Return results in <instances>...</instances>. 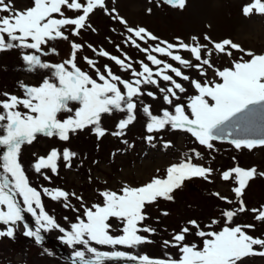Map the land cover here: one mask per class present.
Segmentation results:
<instances>
[{
  "label": "snow or ice",
  "instance_id": "1",
  "mask_svg": "<svg viewBox=\"0 0 264 264\" xmlns=\"http://www.w3.org/2000/svg\"><path fill=\"white\" fill-rule=\"evenodd\" d=\"M186 4L187 0H160L157 7L167 5L183 10ZM97 11L123 26L119 33L121 42L144 54V60L134 61L111 37L109 43L123 58L102 47L76 41L82 32H97L90 22ZM241 11L245 17L264 15V0H250ZM147 12L151 14L152 9ZM111 31L115 33L116 29ZM57 41L68 42L71 51L67 58L53 62L48 58L59 56L53 46ZM203 41L192 35L189 42L180 37L170 42L145 27L130 26L116 8H109L107 0H31V6L24 10L16 9L12 0H0V52L19 50L27 72L45 73L38 85L21 82L20 96L0 94V225L5 226L0 229V238H14L22 227L23 235L41 244L43 233L58 230L63 234L59 238L76 249L73 264L117 260L136 264H244L245 258L264 257V238L250 234L255 224L235 223L236 217L247 212L264 223V205L249 209L243 198L250 182L257 176L264 177V171L255 166L245 169L237 164L227 170L213 169L194 162L203 159L194 148L179 163L167 167L164 176L157 174L140 186L125 183L118 191L98 190L100 202L88 205L75 191L33 186L21 161L22 146L31 145L40 135L68 142L72 135L90 128L97 140L104 138L109 134L102 126L105 115L123 114L116 131L110 134L124 137L136 121L138 109L147 118L145 139L149 143L156 139L153 133L170 128L190 134L209 151L216 150V141L225 140L237 150L264 146V53L246 50L231 39L215 41L206 33ZM85 48L114 62L129 78L114 72L110 64L98 66V60L78 56ZM234 52L239 55L234 56ZM223 56L230 58V66L216 65L213 58ZM80 59L88 71L79 66ZM186 84L195 94H189ZM145 97L162 103L159 114H154ZM77 155L68 147L52 148L46 156L37 157L31 168L51 183L48 172L58 175L61 161L64 167L71 168ZM218 171L222 182L233 185L234 199L218 191L212 193L228 205L221 209L218 218L203 226L190 219L173 232L171 239L163 241L165 248L178 250V257L168 253L156 258L118 250L121 246L137 249L154 243L151 237L157 229L145 223L150 219L146 208L161 199L174 201V193L183 188L185 181L199 178L213 183ZM42 194L63 202L65 209L76 214L75 219L65 216L67 227L60 224L46 210ZM72 199L79 202V208L71 203ZM26 213L33 218L34 227L27 222ZM161 214L169 215L166 211ZM113 220L119 229L113 228ZM189 234L200 238V244L186 242ZM96 246L111 250L102 251Z\"/></svg>",
  "mask_w": 264,
  "mask_h": 264
},
{
  "label": "rangeland",
  "instance_id": "2",
  "mask_svg": "<svg viewBox=\"0 0 264 264\" xmlns=\"http://www.w3.org/2000/svg\"><path fill=\"white\" fill-rule=\"evenodd\" d=\"M159 2L160 0H151V2L150 0H114V2L107 0L109 8H116L130 26L145 27L161 39L175 42V38L180 37L189 42L190 37L196 35L201 38V42H204L203 36L206 33L215 41L231 39L246 50L257 54L264 53V15L254 14L245 17L241 11L250 0H187L183 10L167 5L157 7ZM12 3L19 10L31 6V0H12ZM148 8L152 9L151 14L147 12ZM90 22L97 32L92 33L90 30L82 32L80 37L75 38L77 42L90 43L97 48L102 47L110 54L123 58L114 45L109 43L108 38L111 37L113 41L121 44L123 51L134 61L145 59L144 54L121 42L119 33L124 30L123 26L112 21L102 11H97L92 15ZM113 28L116 29L115 33L111 31ZM53 46L59 51V56H50L48 59L58 62L69 56L71 49L68 42L57 41ZM83 55L98 60V66L110 64L114 72L125 79L129 78L128 74L121 72L114 62L95 55L91 50L85 48L82 53L78 54V56ZM238 55L239 53L234 52V56ZM213 59L218 67L230 66V58L226 56ZM79 66L83 70H89L82 59L79 60ZM190 74L199 79L195 71H191ZM44 75L43 71L27 72L20 59L19 50L0 52V94L9 92L20 96L23 94L20 87L21 82L38 85ZM185 86L188 87L189 94H195L190 85ZM152 90L155 91V89ZM144 99L146 103L152 105L154 114H159L160 108L163 107L162 103L147 97ZM121 118H123L121 113L105 115L102 118V126L108 129L109 134L100 140H97L90 128H86L72 135L68 142H62L56 137L49 138L40 135L31 145L22 146L21 161L32 185L61 188L69 192L75 191L77 195L83 196L85 203L91 205L101 200L98 190L111 188L118 191L125 183L140 186L157 174L164 176L167 167L179 163L194 148L200 151L203 157L202 160L194 162L210 165L213 169L222 171L238 164L245 169L255 166L258 171H264V146H257L251 150L247 148L237 150L228 141H216V150L209 151L199 146L190 134L170 128L153 133L156 139L149 143L145 139L148 135L145 131L147 118L139 109L137 119L127 128L126 135L124 137L112 136L110 133L116 131V124ZM122 140H127L128 144L122 143ZM129 145L132 146L129 147ZM65 147L78 153L71 168L64 167L61 161L58 175L48 172L52 176L51 183L33 172L31 165L37 157L46 156L52 148L63 149ZM2 151L3 149L0 148V152ZM157 170H159L158 173ZM213 179V183L199 178L185 181L183 188L174 193V201L161 199L157 204L148 206L146 212L150 219L145 223L157 229V233L151 237L154 243L144 244L137 249H126L121 246L118 250L146 253L156 258H164L168 253L173 257H178V250L165 248L163 241L171 239L173 232H178L181 226L190 219H196L203 226L212 218H218L221 209L228 205L214 197L212 193L218 191L221 195L234 199L231 191L233 185L230 182H222L219 171ZM42 198L46 210L53 214L60 224L67 227V222L63 219L65 216L69 217V220L75 219L76 214L70 209H65L63 202L53 201L43 194ZM243 198L249 209L264 205V177L257 176L252 180ZM71 203L77 208L80 207L75 199H72ZM163 211L168 212L169 215H162ZM25 216L27 222L34 227L35 222L30 214L26 213ZM112 223L114 229H119L120 225L115 220ZM235 223L255 224V229L250 230V234L264 238V223L256 221L253 213L247 212L239 215L235 218ZM222 225L223 220L220 226ZM4 227L0 225V229ZM23 231L20 227L14 238H0V264H73L72 254L76 249L66 245L59 238L63 234L58 230L43 233L45 239L41 244H37L34 238L23 235ZM186 242L200 244V238L189 234ZM96 247L102 251L111 250L107 246ZM106 264H136V262L117 260L107 261ZM244 264H264V257L245 258Z\"/></svg>",
  "mask_w": 264,
  "mask_h": 264
},
{
  "label": "water",
  "instance_id": "3",
  "mask_svg": "<svg viewBox=\"0 0 264 264\" xmlns=\"http://www.w3.org/2000/svg\"><path fill=\"white\" fill-rule=\"evenodd\" d=\"M257 135L259 134V132L256 133Z\"/></svg>",
  "mask_w": 264,
  "mask_h": 264
}]
</instances>
